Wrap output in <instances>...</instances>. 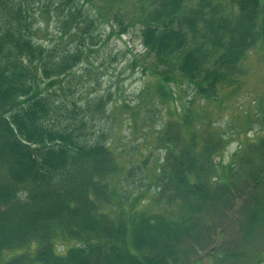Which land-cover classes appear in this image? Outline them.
I'll return each instance as SVG.
<instances>
[{
    "label": "trees",
    "instance_id": "16d2710c",
    "mask_svg": "<svg viewBox=\"0 0 264 264\" xmlns=\"http://www.w3.org/2000/svg\"><path fill=\"white\" fill-rule=\"evenodd\" d=\"M76 1L0 0V264H261L264 161L254 173L232 171L236 162L216 175L221 136L216 129L194 133L188 111L184 138L175 139L171 126L161 134L165 162L154 171L153 209L142 211L141 196L127 198L122 190L149 163L131 160L118 169L106 143L110 132L95 126L106 101L70 98L74 76L59 92L37 91L39 79L54 87L69 75L84 58L76 46L92 43L96 16H83ZM145 3L134 22L161 67L157 76L168 84L186 80L205 104L218 100V89L235 87L247 53L264 45V3L257 0ZM44 22L55 24L57 41H38ZM63 45L73 49L59 52ZM258 146L264 159V139ZM234 192L243 199L241 222L232 221L235 235L226 244L221 235L229 226L220 223ZM212 217L217 226H209ZM197 245L206 258L191 260Z\"/></svg>",
    "mask_w": 264,
    "mask_h": 264
},
{
    "label": "rangeland",
    "instance_id": "374dc122",
    "mask_svg": "<svg viewBox=\"0 0 264 264\" xmlns=\"http://www.w3.org/2000/svg\"><path fill=\"white\" fill-rule=\"evenodd\" d=\"M113 1L116 4L109 6ZM257 1L264 3V0ZM145 2L147 0H77L76 6L83 16L88 14L91 20L96 16V22L90 31L92 43L76 46L83 51L84 58L69 75L58 79L54 87H50L48 81L39 79L37 91L41 94L49 90L51 92V89L59 92L58 89L64 88L65 83L74 76L71 79L73 89L70 98L79 99L77 101L80 104L85 102V97L102 98L106 101L104 117L96 121L95 126L110 132L106 143L109 144L118 169L123 172L128 167L127 162L131 160L138 163V166L149 163L141 176L137 173L133 175V185L125 186L122 194L127 198L141 196L138 206L136 205L138 209L152 211L149 201L157 194L154 171L165 162V153L162 150L161 153L159 148L161 134L166 136L171 126L175 130L172 131L175 139L184 138L185 131L188 130L184 126L188 111L194 133L205 131L207 135H212L208 130L213 132L216 129L221 136L222 149L213 161L219 166L216 175L222 177L226 173V167L236 162L238 167L232 166V171L241 167L254 173V169L259 171L263 168L264 159L258 154V143L264 139V45L259 44L247 53L237 76V85L218 89V100L205 104L195 96L193 86L186 80L168 84L162 83L157 76L161 67L156 66L152 56L146 52L139 34V23L134 22L141 15L140 7L149 5ZM57 30L54 23L48 25L44 22L37 36L38 41L45 42L48 38L57 41ZM67 49L71 50L73 46L63 45L59 52H67ZM160 84L163 87L159 88ZM205 119H212L209 127L205 130L197 129L198 122ZM249 146L254 151L250 152ZM242 150L244 158L239 160V155H234L243 152ZM118 177V174L114 176L113 181ZM143 183L150 185L149 188L146 189ZM236 193L240 192H234V197ZM233 199L232 209L224 222H219L222 227L229 226L227 235H221V240L226 244L235 235L232 221L235 219L238 223L241 222L237 212L243 199ZM228 204L231 202L228 201ZM111 205L116 207L115 203ZM211 219L213 221L209 226H217L216 220L219 219ZM208 240L212 244L217 241L215 236ZM66 246L71 248L74 243L67 241ZM61 251L58 246L57 252ZM196 258H206L198 245L189 256L191 260ZM259 259L264 264V253H260Z\"/></svg>",
    "mask_w": 264,
    "mask_h": 264
}]
</instances>
